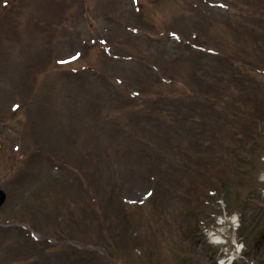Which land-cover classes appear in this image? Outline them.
Segmentation results:
<instances>
[{
  "label": "rangeland",
  "instance_id": "1",
  "mask_svg": "<svg viewBox=\"0 0 264 264\" xmlns=\"http://www.w3.org/2000/svg\"><path fill=\"white\" fill-rule=\"evenodd\" d=\"M262 70L264 0H0V264H264Z\"/></svg>",
  "mask_w": 264,
  "mask_h": 264
}]
</instances>
